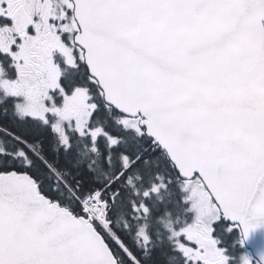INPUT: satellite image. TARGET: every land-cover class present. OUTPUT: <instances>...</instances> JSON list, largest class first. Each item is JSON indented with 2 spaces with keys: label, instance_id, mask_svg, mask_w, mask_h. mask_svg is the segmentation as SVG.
<instances>
[{
  "label": "snow or ice",
  "instance_id": "obj_1",
  "mask_svg": "<svg viewBox=\"0 0 264 264\" xmlns=\"http://www.w3.org/2000/svg\"><path fill=\"white\" fill-rule=\"evenodd\" d=\"M264 0H0V264H264Z\"/></svg>",
  "mask_w": 264,
  "mask_h": 264
},
{
  "label": "water",
  "instance_id": "obj_2",
  "mask_svg": "<svg viewBox=\"0 0 264 264\" xmlns=\"http://www.w3.org/2000/svg\"><path fill=\"white\" fill-rule=\"evenodd\" d=\"M246 247L252 251L254 258L259 253H264V228L257 229L250 235Z\"/></svg>",
  "mask_w": 264,
  "mask_h": 264
},
{
  "label": "flooded vegetation",
  "instance_id": "obj_3",
  "mask_svg": "<svg viewBox=\"0 0 264 264\" xmlns=\"http://www.w3.org/2000/svg\"><path fill=\"white\" fill-rule=\"evenodd\" d=\"M244 251H246L252 257L251 252L249 249H247V247H245Z\"/></svg>",
  "mask_w": 264,
  "mask_h": 264
}]
</instances>
